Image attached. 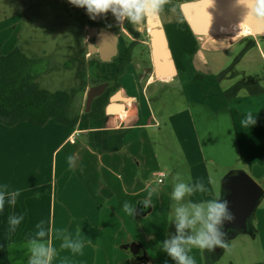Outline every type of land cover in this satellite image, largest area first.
<instances>
[{"label": "crops", "instance_id": "crops-1", "mask_svg": "<svg viewBox=\"0 0 264 264\" xmlns=\"http://www.w3.org/2000/svg\"><path fill=\"white\" fill-rule=\"evenodd\" d=\"M185 30L188 34L185 35V58L180 52L177 54L176 75L159 79L154 72V77L151 76L144 85L125 81L123 87L129 92L126 98L132 102L123 103L125 111L122 114L105 115L100 120H82L75 128L55 119L42 126L28 122L6 126L0 122V188L7 185V191L20 192L16 205L10 206L6 202L4 211L0 212V264H28L27 241L38 231L37 218L34 217L33 225L29 217H43L47 210L49 216L55 214L52 194L48 207L44 205L46 183L25 177L24 165L19 160L31 152L28 150L31 138L34 144L37 141L35 137L40 136L44 140L48 135L60 133L63 141L52 151L53 164L55 155L65 143L71 145V150L64 162L68 163L70 155L77 160L76 167L72 168L75 182L62 175L65 191L61 194L60 216L69 215L71 218L62 230L65 236L75 239L79 233L84 248L82 253H73L61 247V240L57 264H71L68 260L77 256L87 264H153L154 254L144 249L140 242L127 241L125 236L127 218L136 221L155 208L153 205L142 207L141 194L146 187L138 188L143 162L145 165L149 162L146 150L152 143L153 133L149 132L152 129L163 137L166 151L172 150L168 148L170 138L177 143L191 182L202 180L210 190V195L197 193L186 197L187 200L199 202L215 197L214 185L217 182L221 185L231 171H244L264 184V80L257 82L250 75L237 80L231 69L226 70L221 56L212 58L213 62L209 57L211 53L231 51L245 38L240 37L228 48L217 49L209 46L208 40L225 35H213L206 37L205 47L201 49L195 43L193 35H196L189 32L186 21ZM247 53L242 50L241 59ZM260 55L264 60L262 50ZM169 93L178 96L166 97ZM128 104L134 105L135 109L127 110ZM249 110L256 116L257 123L244 128L241 120ZM162 125L164 129H161ZM171 163V174L160 172L159 179L165 174V179L170 178L175 183L181 165L178 161L174 165L173 158ZM55 168L53 166L57 176V163ZM36 169L34 176L40 178L42 167ZM220 191L222 199L225 191L221 187ZM125 201L135 207L133 216L123 211ZM14 214H23L24 220L12 233L8 217ZM252 220L250 234L260 238L264 250V209L258 207ZM137 221L140 223L139 219ZM97 234L99 239L94 241L92 238ZM130 243L142 246V259L122 249L123 245ZM218 249L214 252L215 257L221 253ZM207 254L211 255V251L207 250ZM251 264H264V259Z\"/></svg>", "mask_w": 264, "mask_h": 264}, {"label": "rangeland", "instance_id": "rangeland-1", "mask_svg": "<svg viewBox=\"0 0 264 264\" xmlns=\"http://www.w3.org/2000/svg\"><path fill=\"white\" fill-rule=\"evenodd\" d=\"M169 16L172 18L179 16L178 9L172 6ZM244 27V29L233 30L231 32L233 35H225L221 38L212 37L208 40L210 42L209 46L217 49L228 48L230 43L241 36L250 34L249 29L246 26ZM78 30L77 14L74 6L68 0H0V55L6 54L5 52L18 46L28 57L41 59L42 62L37 68L39 72L37 82L41 88L50 92L68 91L76 86V77L71 69V61L73 48L77 42ZM251 40L245 39L227 53L209 54L211 62H213L212 58L221 56L224 66H227L226 70L231 69V74L238 78L237 80L242 79L244 75H250L254 77L255 81L262 82L264 80V60L260 55V50L264 53V39H260L258 46L253 48L249 46ZM242 50L248 53L241 59L240 53H242ZM169 95L170 97L178 96L176 93H169L166 97ZM164 128L162 125L161 129ZM149 132L153 133L152 143L146 150L149 162L148 165L143 162L141 167L143 175L139 179L140 185L138 188L141 190L146 187L141 194L143 202L147 198L149 190L156 189L151 197L155 208L147 216L136 218V221L132 220L131 217L127 218L126 227L128 230L125 236L127 241L140 242L143 244L144 249H149L155 256L153 264H166V262L167 264H175V261L162 250V242L176 234L175 225L170 222L172 204L174 203L170 194L174 181L167 178L165 183L161 184L158 179L160 172L166 175L171 174L170 170L173 168L171 165L173 163H171L172 158L174 159V165L176 164L175 161H178L181 165L177 178L187 181L188 169L180 156L179 146L174 140L170 138L168 148L172 150L168 152L159 131L156 132L152 129ZM47 137L44 140H41L43 137H35L37 141L34 144L31 138L30 147L28 148L31 152L25 153L19 160L24 165L25 177H30L31 180L38 179L40 182L46 183V196L44 195L46 208L49 205L51 194L55 198V214L49 216L47 210L43 217L31 216L29 218H31L33 225L35 224V218H37L38 224L43 222L46 230L51 229L49 234L44 237V241L47 242L49 238L51 239L52 246L56 249L52 264H57L58 244L61 243V240L63 241L66 234L62 230H65L64 227L71 220L69 215L60 216L61 194L65 191L62 175H65L68 179L72 178L74 182L75 179L73 169L69 166V163L64 162L65 156L71 150V145L65 143L59 149L53 164L52 151L62 143L63 136L56 133ZM56 163L59 168L57 176H55V170L53 169V166L56 167ZM41 167V177H35L34 171L37 170L36 168ZM257 183L264 189V184ZM220 187L222 189V184L220 185L218 182L214 185L213 190L216 194H219ZM219 195L222 196L221 191ZM185 202H187V199H185ZM259 208L260 210L264 209V200ZM137 219L140 220V223ZM253 223L254 220H252V225ZM135 225L136 227L133 228ZM133 229H136V231ZM130 235L132 238H130ZM92 239L97 241L99 235L97 234ZM225 239L228 245L226 248L216 247L221 251L218 257L214 256V250L211 251V255H208L207 250L198 248H193L189 254L195 258L196 264H251L264 259V250L257 235L232 232ZM101 250L103 249L101 248ZM94 252H96V249ZM68 261L71 264H87L78 256ZM111 264L115 263L111 262Z\"/></svg>", "mask_w": 264, "mask_h": 264}, {"label": "clouds", "instance_id": "clouds-1", "mask_svg": "<svg viewBox=\"0 0 264 264\" xmlns=\"http://www.w3.org/2000/svg\"><path fill=\"white\" fill-rule=\"evenodd\" d=\"M68 2L86 9L92 19L110 12L119 24L127 21L132 25H140L158 17L170 0H68ZM238 3L246 9V17L242 23L251 19L257 24H264V0H238ZM256 123V116L250 110L246 111L241 120L242 127H252ZM67 159L69 166L75 168L76 157L70 155ZM7 188V185L0 188V212L4 211L6 202L10 206H15L20 195L18 190L7 191ZM155 191L154 188L149 190L144 200L145 207L153 205L151 197ZM197 193L210 195L209 188L202 180L193 183L189 176L187 181L177 178V182L173 184L171 199L174 203L170 222L174 223L176 234L162 242V250L175 261V264H196L195 258L189 254L193 248L212 251L216 247L228 246L225 239L227 233L221 231L225 221L232 222L235 219L229 210L228 201L221 199L217 194L213 198L202 199L199 202L190 199L185 202L186 197ZM122 208L130 216L135 213V207L127 201L123 203ZM23 220V214L10 215L9 231L14 233ZM36 227L38 231L34 237L28 239L26 245L29 252L28 264H52L56 249L52 246L50 238L47 242L44 241V237L51 229L46 230L43 222ZM61 247L70 249L73 253H82L84 242L77 233L75 239L64 236Z\"/></svg>", "mask_w": 264, "mask_h": 264}, {"label": "flooded vegetation", "instance_id": "flooded-vegetation-1", "mask_svg": "<svg viewBox=\"0 0 264 264\" xmlns=\"http://www.w3.org/2000/svg\"><path fill=\"white\" fill-rule=\"evenodd\" d=\"M181 4V2L170 0L164 11L157 17L156 22H159L157 26L151 25L153 20L140 25H132L127 21L119 24L110 12L92 19L86 9L74 6L79 30L76 46L73 48L71 69L76 77V86L72 89L76 91L75 107L79 115L90 113L97 100L107 99L103 108L104 115H106L105 108L111 102L112 97L117 96L118 93L122 98L128 96L129 92L123 87L125 81L131 80L130 82L144 85L151 76L154 77L155 65L151 43L154 30L164 32L177 70V54L180 52L182 58H185V35L187 34L185 21L189 32L193 35V31L181 12ZM172 6L179 11V16L175 18L169 16ZM244 28L242 26L234 30ZM193 37L196 45L203 49L198 36L193 35ZM241 37L252 39L249 46H255L259 44L260 39H264V35L248 34ZM112 46L113 50H111ZM93 88H100L98 90L100 94L93 99L90 110L87 112L86 103ZM116 103L123 104V101L117 99ZM247 233H250V227ZM213 252L216 253L217 248Z\"/></svg>", "mask_w": 264, "mask_h": 264}, {"label": "water", "instance_id": "water-1", "mask_svg": "<svg viewBox=\"0 0 264 264\" xmlns=\"http://www.w3.org/2000/svg\"><path fill=\"white\" fill-rule=\"evenodd\" d=\"M181 12L187 20L193 33L201 37L200 43L204 49L207 38L213 35H228L237 26H246L253 36L264 35V24H257L249 19L242 23L246 17V9L238 3V0H194L180 5ZM152 26L159 25L157 17L151 19ZM152 54L154 60L155 76L159 79L171 78L176 75V69L168 49L167 40L162 30L152 31ZM114 47H111L113 50ZM100 88H93L88 96L86 111L90 110L93 99L100 94ZM119 99L123 103H130V98H122L118 93L107 104L106 115H118L125 111L123 104H115ZM135 109L128 104L127 110ZM225 196L222 199L228 201L229 210L235 219L232 222L225 221L221 231L247 233L252 218L264 199L262 187L246 172L231 171L222 181ZM145 205L143 204L142 207ZM122 249L130 251L138 259L143 258L142 246L138 243H130L122 246Z\"/></svg>", "mask_w": 264, "mask_h": 264}, {"label": "trees", "instance_id": "trees-1", "mask_svg": "<svg viewBox=\"0 0 264 264\" xmlns=\"http://www.w3.org/2000/svg\"><path fill=\"white\" fill-rule=\"evenodd\" d=\"M188 2L194 0H174ZM38 58L28 57L18 46L0 55V122L15 126L28 122L42 126L51 119L75 128L79 121L103 119L107 99L97 100L90 113L79 115L75 107V89L50 92L37 82Z\"/></svg>", "mask_w": 264, "mask_h": 264}, {"label": "built area", "instance_id": "built-area-1", "mask_svg": "<svg viewBox=\"0 0 264 264\" xmlns=\"http://www.w3.org/2000/svg\"><path fill=\"white\" fill-rule=\"evenodd\" d=\"M165 177H166V175L165 174H162L160 176L159 182L162 183L164 181Z\"/></svg>", "mask_w": 264, "mask_h": 264}, {"label": "bare ground", "instance_id": "bare-ground-1", "mask_svg": "<svg viewBox=\"0 0 264 264\" xmlns=\"http://www.w3.org/2000/svg\"><path fill=\"white\" fill-rule=\"evenodd\" d=\"M242 26H237L236 28H241Z\"/></svg>", "mask_w": 264, "mask_h": 264}]
</instances>
